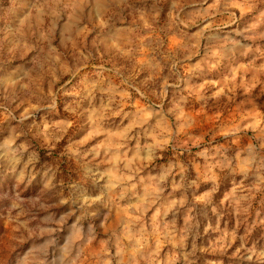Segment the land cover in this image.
<instances>
[{
    "label": "clouds",
    "instance_id": "clouds-1",
    "mask_svg": "<svg viewBox=\"0 0 264 264\" xmlns=\"http://www.w3.org/2000/svg\"><path fill=\"white\" fill-rule=\"evenodd\" d=\"M18 2L22 8L14 11L12 19L0 22V122L8 121L0 128V185L11 181L10 187L0 186V221L6 220L11 230L13 253L8 264H196V230L209 212L218 221L229 212L237 217L235 229L220 230L217 225L216 249L231 247L239 225L247 222L252 201L264 193V128L247 126L255 143L234 149L204 147L189 163L177 157L167 165H156L161 152L169 146L175 150L177 138L187 127L186 98L174 100L167 109L163 97L159 104L137 106L133 113L124 114L131 116L130 122L113 130L98 121L101 113L103 119L108 113L117 114L116 97L129 96V88L145 100L147 96L130 83L131 77L119 84L106 82L102 65L98 77L84 75L85 87L71 93L78 97L76 106L68 105L69 112L87 114L85 124L96 118L89 133L96 137L92 144L70 137L60 158L50 145L42 153L49 138L58 141L71 125L65 122L56 128L51 118L42 120L41 114L55 110L60 93L70 95L66 86L53 92L49 83H58L62 73L75 79L98 52L130 54L133 35L165 17L186 38L184 46L190 50L184 60L196 57L191 51L196 46L205 53L192 70L207 65L209 57L252 48L249 41L264 38V19L255 28L236 24L232 9L243 7L247 0H215L212 11L195 8L197 0H170L167 8L161 0ZM6 3L0 0V9ZM190 7L193 10L187 11ZM260 15L264 17V12ZM129 16L134 21L131 25ZM224 16L229 19L223 20ZM86 36L91 37L88 47H79ZM153 53L160 55L155 48ZM170 58L177 68L181 61L174 54ZM113 69L120 71L115 65ZM186 80L183 76L175 83L165 79L163 96ZM185 90L195 91L187 84ZM222 95L227 93L216 94L217 98ZM18 100L26 105L19 113L14 107ZM153 120L155 124L149 123ZM196 158H204L205 163L199 164ZM63 165L71 167V174ZM190 168L196 169L194 179ZM221 174L229 189L217 199ZM201 181H211L215 187L197 194ZM150 211L152 216L143 219ZM235 255L237 264H264V247H248L243 240Z\"/></svg>",
    "mask_w": 264,
    "mask_h": 264
},
{
    "label": "rangeland",
    "instance_id": "rangeland-1",
    "mask_svg": "<svg viewBox=\"0 0 264 264\" xmlns=\"http://www.w3.org/2000/svg\"><path fill=\"white\" fill-rule=\"evenodd\" d=\"M170 0H161L162 6L167 8ZM215 0H197L195 8L201 11H212ZM22 4L18 0H7V3L0 9V22L8 21L13 18L14 11H19ZM193 7L187 9L192 11ZM235 16L232 17L238 25L251 24L253 28L259 25L260 15L264 12V0H247L243 7H235L232 9ZM227 21L229 17H222ZM128 24H132L133 17H128ZM219 23V20L217 21ZM183 29V26H179ZM264 27V25H261ZM187 31V30H185ZM191 35V32H189ZM91 37H84L79 41V47L86 48L89 45ZM182 34L174 27H171L165 17L161 21H157L151 25L150 29H145L142 32H137L132 37L133 51L124 56H114L110 53L98 52L96 59L89 63V67L85 68L79 75L73 78L72 74L62 73L60 80L56 84H48L53 92L57 89L66 86L67 92L70 95L65 96L59 94L56 101L54 111L42 113L41 119L51 118L56 125V128H62L65 122L70 123L65 135L58 141H53L51 138L42 149V153L48 150L50 145L52 153L58 158L61 153L67 148V142L70 137L78 138L85 141L86 145L92 144L96 137H89V133L93 131V117L88 119L87 124L84 123V118L78 112H69L68 105L76 106L78 97L71 95L77 93L85 85L81 82L84 75L91 73L94 76L99 75L97 69H101L103 75L112 80L113 83L119 84L121 79L131 77L130 83L134 87L139 88L147 96V100L143 99L133 88L127 89L129 96L123 94L116 97V105L114 110L117 114H107V118L103 119V113L100 114V121L105 126L116 130L126 126L131 116L125 118V113H133L137 106L146 103H160V98L163 97L165 109L172 107L173 101H179L180 97L186 98L183 107L188 114L189 120L186 122L187 127L177 138L175 150L169 146L166 150L160 153L161 159L156 161V165H167L169 161L175 160L177 157L184 163H189L195 157V153L201 151L204 147H231L236 148L238 145L243 146L248 143H255L252 131L248 125H255L264 128V70L261 65H264V38L256 37L248 43L253 47L248 50H238L227 56L209 57L207 65L201 64V67L196 70L193 65L201 61L205 53L200 50L199 46L191 48V51L197 53L196 57L191 61L184 60V56L190 48L184 46ZM157 49L160 55H155L153 49ZM172 54L181 63L177 68H173ZM159 65L154 67L153 65ZM113 65L119 69L117 73L113 69ZM72 67V65H69ZM176 72V75H172ZM187 78L186 82L182 81L179 88H169L167 95L163 96L162 85L165 79L170 83H175L178 77ZM186 84L190 85L195 91L189 93L185 90ZM255 85L252 87V85ZM45 82H41V87H44ZM249 88L245 91V88ZM45 90H48L45 88ZM227 93L217 98V93ZM94 101L99 108L98 96ZM231 97L229 99L228 97ZM197 97H201L197 99ZM108 97L105 96V100ZM87 103V101H82ZM26 105L18 100L14 107L19 111H23ZM17 113V114H18ZM155 124V121H149ZM8 124L7 120L0 122V128ZM86 129V130H85ZM175 131V129H173ZM225 133L228 134L225 138ZM199 143L200 148L194 146ZM198 163L203 165L204 158H196ZM154 165V167L156 166ZM66 174H71V167L63 165ZM148 170H145L147 173ZM189 175L191 178L196 177V169L190 168ZM179 180V177L176 178ZM11 181L0 185L2 187H10ZM215 187L211 181H201L199 184L200 191L197 194H202L203 191L212 190ZM229 189L228 183L225 181L224 174L219 178V192L216 198H222V193ZM154 211V209H153ZM259 213V219L257 214ZM152 216V211L148 212V216L143 219H149ZM264 193H260L252 201L251 209L247 217L246 223H241L237 230V240L226 251H218L215 247V241L220 235V231L227 227L229 230L237 228V217L229 212L224 219L217 220L210 212L205 214V219L201 221V227L196 230L195 244L196 264H212L213 261H223V264H237L235 255L241 241H246L248 247L255 245L257 248L264 247ZM150 222V220H149ZM255 222V223H254ZM182 223V221H181ZM211 225L208 228V225ZM208 228L207 231L204 229ZM193 242V238H189V245ZM10 225L6 220L0 221V264H8L11 259L12 248ZM200 249H203L201 251ZM167 248L161 253L163 256ZM141 264H144L141 261Z\"/></svg>",
    "mask_w": 264,
    "mask_h": 264
}]
</instances>
